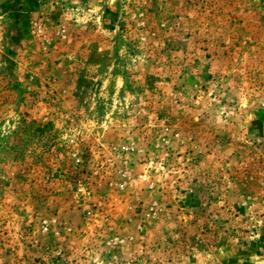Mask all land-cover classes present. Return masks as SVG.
<instances>
[{
  "label": "rangeland",
  "instance_id": "rangeland-1",
  "mask_svg": "<svg viewBox=\"0 0 264 264\" xmlns=\"http://www.w3.org/2000/svg\"><path fill=\"white\" fill-rule=\"evenodd\" d=\"M0 264H264V0H0Z\"/></svg>",
  "mask_w": 264,
  "mask_h": 264
},
{
  "label": "crops",
  "instance_id": "crops-1",
  "mask_svg": "<svg viewBox=\"0 0 264 264\" xmlns=\"http://www.w3.org/2000/svg\"><path fill=\"white\" fill-rule=\"evenodd\" d=\"M27 0H5V5H18L19 7H22L24 4H26Z\"/></svg>",
  "mask_w": 264,
  "mask_h": 264
}]
</instances>
